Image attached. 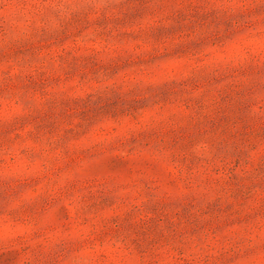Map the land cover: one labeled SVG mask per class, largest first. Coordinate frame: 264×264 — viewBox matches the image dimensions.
I'll list each match as a JSON object with an SVG mask.
<instances>
[{
    "label": "rangeland",
    "instance_id": "374dc122",
    "mask_svg": "<svg viewBox=\"0 0 264 264\" xmlns=\"http://www.w3.org/2000/svg\"><path fill=\"white\" fill-rule=\"evenodd\" d=\"M0 264H264V0H0Z\"/></svg>",
    "mask_w": 264,
    "mask_h": 264
}]
</instances>
